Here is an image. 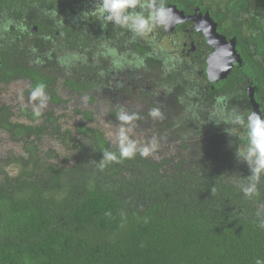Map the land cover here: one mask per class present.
<instances>
[{
    "label": "trees",
    "instance_id": "16d2710c",
    "mask_svg": "<svg viewBox=\"0 0 264 264\" xmlns=\"http://www.w3.org/2000/svg\"><path fill=\"white\" fill-rule=\"evenodd\" d=\"M82 1L88 0H0V87L26 85L17 103L0 105V264H254L255 257H264V228L258 226L264 220V178L257 195H243L233 171L247 165L237 161L234 147L220 149L225 142L218 141L220 129L202 136L201 142L210 140L193 160L182 157L176 163L158 148L154 157L137 155L102 171L93 163L104 150H116L96 124L100 101L110 102L111 125L118 123L116 111L128 98L130 112L139 114L138 107L146 104L161 107L162 119L184 132L179 118L170 116L177 108L194 114L178 104L182 100L206 107L205 99L219 107L214 94H203L198 102L187 95L180 72L161 78L175 85L171 92H163V83L153 94L141 89L148 76L127 68L136 56L140 62L146 55L136 40L119 65L102 54L103 42L94 68L79 59L77 70H63L68 63L58 54L66 46L84 48L77 35L75 44L68 37L75 34L72 22L68 27L63 22ZM222 1L238 11L247 5V0ZM259 5L264 7V0ZM116 31L111 27L109 33ZM124 34L131 33L120 29L118 36ZM41 43L52 69L40 59ZM111 71L115 82H105ZM41 82L49 101L37 118L29 96ZM112 88L126 94L111 101ZM69 89L87 98L82 105L92 109L69 107L62 94ZM74 116L81 119L75 125L67 120ZM47 141L60 146H45Z\"/></svg>",
    "mask_w": 264,
    "mask_h": 264
},
{
    "label": "flooded vegetation",
    "instance_id": "af4514ba",
    "mask_svg": "<svg viewBox=\"0 0 264 264\" xmlns=\"http://www.w3.org/2000/svg\"><path fill=\"white\" fill-rule=\"evenodd\" d=\"M95 2L96 0H88L84 4H89L87 8H94ZM166 3L168 7L174 8L175 13L168 26L169 30L158 28L148 39L136 38L147 55L161 58V67L150 65L148 69L161 68L166 72L179 70L189 73V78L179 84L186 89L187 95L189 93V96L196 97L197 102L202 100L203 94L211 93L214 94L215 102L218 97L226 98V107L216 104V107H225V111L236 107L242 111L264 114V7L259 5V0H247V5L241 11L236 7L231 9L222 0H166ZM202 20L215 25L223 47L211 46ZM98 27L100 32L84 35L90 41L103 36L111 38L108 31L102 30L100 23ZM73 28L82 32L78 25ZM32 33H38V29L33 27ZM57 34L59 36V33ZM125 44H122L123 48L127 47ZM87 46H82V50L74 49L62 55L63 64H68L62 65L61 68L77 70L81 64L78 53L82 56L84 51H87ZM93 47L95 44L90 45V49ZM221 50L222 54L229 56L221 59L218 65L210 67V57ZM20 54L26 57L23 52ZM92 56L90 60H80L87 64L92 63L94 68L98 63L93 61L96 53ZM40 59L51 69L55 66L46 60L42 43ZM230 62H233V67L226 73ZM192 73H197L194 78ZM107 79L109 78L105 76L104 81L108 82ZM204 101V104L211 103L205 99ZM216 126L217 130L220 129V143L225 141L220 144V149H232L237 141L235 137L227 135L225 129L228 125L221 123Z\"/></svg>",
    "mask_w": 264,
    "mask_h": 264
},
{
    "label": "clouds",
    "instance_id": "9594fccd",
    "mask_svg": "<svg viewBox=\"0 0 264 264\" xmlns=\"http://www.w3.org/2000/svg\"><path fill=\"white\" fill-rule=\"evenodd\" d=\"M86 2L88 1L77 3V10H73L70 16L69 14L65 16H69V20L65 18L63 21L64 24L66 22H72V28L78 25L79 29L82 31L79 32L78 29L73 28L75 34L74 36L72 34V37L69 33L68 37L73 44H75L73 38L77 39V36L81 46H87L89 44V46H87V51H84L82 56L78 53L80 59L84 61L88 60L87 52H91L92 54L90 55L96 52L101 53L102 43L105 42V45L102 46L105 51L102 54L112 56L114 58V63L119 65L120 56H122L125 51L132 50L131 43L129 44L131 40H136V38L148 39L158 28L169 30L168 26L172 22L175 14L174 8L168 7L166 0H96L94 8H87L86 6L89 4H84ZM81 4L84 5L82 6ZM87 21H89V23H87ZM94 22H96V24H94ZM99 23L103 31L109 32L111 27H116L119 32L120 29H122L131 34H124V39H122V37L120 38V36H118L119 32L116 31L113 35H110L111 38L103 36L98 40L93 39L90 41L84 33L90 35L100 32L101 29L98 27ZM202 23L203 26L207 25V22L204 20H202ZM66 25L67 27L69 26L67 23ZM90 25L92 26L90 27ZM67 27H63V30ZM206 33L208 42L213 46L212 41L214 40L209 37L208 32ZM130 36H133V38ZM120 40L122 41L120 42ZM123 43H126L125 45L128 48L125 49L120 46ZM91 44H95V47L92 49H90ZM112 45L119 49H115ZM74 46L77 48L76 44ZM74 46L72 49H70V46H66L67 52L74 50ZM122 49L123 51L120 52ZM61 56L62 55L58 54L57 57ZM136 57L132 65L129 64L128 66L126 64L128 70H130L132 74L142 72L148 76L147 79L158 78L159 83H163L162 87H165L163 92L172 91L170 86L175 85L167 86L165 83L166 81L161 79L162 77H168V72L161 68L154 70L148 69L150 65L161 67L160 64H162V62L160 57H152L146 54L144 57H141L140 62H138V56ZM136 62H138L137 66L135 65ZM123 63L125 64L124 61ZM174 72L181 73L183 77L182 81L189 78L187 72L179 70ZM192 74L194 78L197 73ZM108 78L114 79L113 71L110 72V77ZM110 82L111 81H108V83ZM151 83L157 85L156 87H150L151 94H153L154 90L158 88V83L154 81H151ZM46 88L47 85L41 82L32 87L30 92L29 100L33 104V114L37 118L42 116L43 110L48 106L49 96L47 95ZM225 100V97H218L216 104L225 106ZM205 105L207 106L208 104ZM225 107L219 108L216 118L212 120H214L217 125L221 123L228 125L225 129L227 135L236 138L237 142L234 146L235 157L239 163L246 164L250 172V175L246 178L237 175L242 182L240 184V190L245 197H253L258 194V185L261 179L264 178V114H260L256 111H242L236 107L225 111ZM149 116L153 119H160L162 118L161 110L159 108H153L150 110ZM115 119L118 122L117 124H109V127L115 128V132H110L109 135L113 136L112 143L115 145L116 150H104L102 152L103 158L98 163L93 161L101 171L109 164L130 160L137 155L143 158L155 156L159 148V144L155 137L148 141L134 138L136 121L140 119L138 113L130 112L125 107L120 106L116 111ZM258 226L264 228V220H262ZM254 264H264V257H255Z\"/></svg>",
    "mask_w": 264,
    "mask_h": 264
},
{
    "label": "rangeland",
    "instance_id": "374dc122",
    "mask_svg": "<svg viewBox=\"0 0 264 264\" xmlns=\"http://www.w3.org/2000/svg\"><path fill=\"white\" fill-rule=\"evenodd\" d=\"M120 45V44H118ZM113 46V45H112ZM123 47V45H120ZM115 49H119L115 46H113ZM125 49L127 47H124ZM123 51L120 50V52ZM67 52V49L65 48L64 51H61L59 55H63ZM126 52V51H125ZM80 59V57H79ZM136 66L138 65V62L135 64ZM117 75H122V72H116ZM124 75H127L128 73H124ZM138 75H143L142 72H138ZM108 81H111L112 83L115 82L113 79H107ZM151 81H154L155 83L159 84L158 78H150V79H144L141 84V89H144L145 91L151 93L150 87H156L157 85H153ZM62 86L61 80L58 81V89ZM26 89V85L24 84H13L8 87H0V105L1 104H6L9 103L10 101L13 102L14 104L19 101L20 98H23L21 95L23 91ZM163 88H159V90H162ZM110 90V96H111V101H114L116 99L119 101L124 95L126 94V89L120 90L117 88L115 91ZM156 90H154L155 92ZM109 92V91H108ZM63 96H65V99L69 100V107L72 109L79 108L80 110H86V109H92L91 106H84L82 105L83 103L87 104V99L82 98L79 96L78 93L74 91L67 90L66 92L62 93ZM109 103L107 100L100 101L97 107L94 109L97 111V120L96 124L101 126V128L105 129L107 132V135L109 138L113 139V136H110L109 133L115 132L114 127H109L110 120H107L109 117ZM123 106L126 109H130L131 102L130 100L124 99L121 101ZM181 107H186L188 108L191 112L194 114H190L187 110L177 108V110L172 109L170 111V116L179 118L180 122L177 123L179 126L180 124L183 123V126L186 130V132L181 131L179 128L173 129L171 125V119H153L149 116V112L153 108H159L162 111L161 107H153L149 106L148 104L144 105L143 107H138L140 109V113L138 114L139 117H141L138 121H136L138 131L135 129V133L138 132V139H142L143 141H148L151 140L156 134L159 133L157 137V142L159 144V149L160 151L167 157L174 159L175 162H179L182 157L187 158L189 160H193L195 153H202L203 147L205 144L203 142H208L210 139H208V136L206 139H204L203 142H201L202 136L211 134L212 132H216L217 126L215 124V121L212 119L216 118L217 114V109H215L213 106L207 105L206 107L202 106H195L193 107L187 100L184 101L182 100L180 103ZM188 105V107L186 106ZM210 111L214 113H210ZM199 112H202L203 115H199ZM196 113V114H195ZM75 118L67 119L70 120L72 124H78L81 119H79V116H74ZM66 121V120H65ZM166 121H170V125L166 124ZM159 127L162 129L159 130ZM163 131V133H162ZM220 138V136H219ZM218 141H220L218 139ZM45 146L49 147H54V148H59L60 145H57L56 143H51L48 142L46 143ZM217 151V150H216ZM196 158V157H195ZM237 169V173H236ZM240 169L242 170V173L240 172ZM234 169H232L233 171ZM234 174L239 175L240 177L246 178L244 174L250 173L248 167H238V165H235V170L233 171ZM238 176V177H239ZM239 177V179H240ZM238 183H242L241 180H239Z\"/></svg>",
    "mask_w": 264,
    "mask_h": 264
},
{
    "label": "water",
    "instance_id": "95a60500",
    "mask_svg": "<svg viewBox=\"0 0 264 264\" xmlns=\"http://www.w3.org/2000/svg\"><path fill=\"white\" fill-rule=\"evenodd\" d=\"M205 31L208 32L209 37L214 40L212 41V45L214 46V48H220L221 46L223 47L222 44V40L220 38V36H218L217 33V28L215 27V25L207 23V25L205 26ZM228 55H225L224 53L222 54V50L221 52H216L214 53L209 60V65L211 66H216L220 63L221 59L228 57ZM228 64V63H227ZM231 67H233V62H230L228 65V69L226 70V73H229ZM216 81V79H215Z\"/></svg>",
    "mask_w": 264,
    "mask_h": 264
}]
</instances>
